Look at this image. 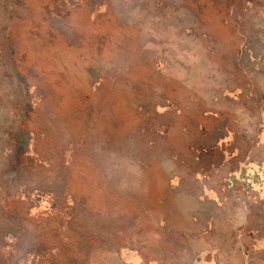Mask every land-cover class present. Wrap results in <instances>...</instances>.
<instances>
[{
    "label": "rangeland",
    "instance_id": "1",
    "mask_svg": "<svg viewBox=\"0 0 264 264\" xmlns=\"http://www.w3.org/2000/svg\"><path fill=\"white\" fill-rule=\"evenodd\" d=\"M241 52L262 68L264 0H0V264L223 261L151 145Z\"/></svg>",
    "mask_w": 264,
    "mask_h": 264
},
{
    "label": "crops",
    "instance_id": "2",
    "mask_svg": "<svg viewBox=\"0 0 264 264\" xmlns=\"http://www.w3.org/2000/svg\"><path fill=\"white\" fill-rule=\"evenodd\" d=\"M235 58L232 66L227 64L232 74L207 75L202 99H191L185 120L178 117L157 127L169 139L157 136L151 145L171 144L165 157L152 158L169 161L164 179L170 191L199 193L182 203L186 210L180 213L193 239L238 243L201 248L196 253L202 257L224 260L197 264H264V60L259 69L251 56L244 60L241 52ZM172 106H160L163 113L157 116H176Z\"/></svg>",
    "mask_w": 264,
    "mask_h": 264
},
{
    "label": "flooded vegetation",
    "instance_id": "3",
    "mask_svg": "<svg viewBox=\"0 0 264 264\" xmlns=\"http://www.w3.org/2000/svg\"><path fill=\"white\" fill-rule=\"evenodd\" d=\"M125 255L128 261L133 262L134 264L139 263V257L136 255V253L125 252Z\"/></svg>",
    "mask_w": 264,
    "mask_h": 264
}]
</instances>
